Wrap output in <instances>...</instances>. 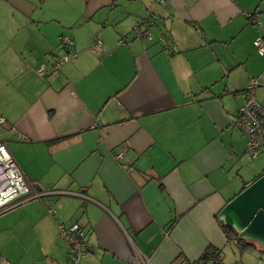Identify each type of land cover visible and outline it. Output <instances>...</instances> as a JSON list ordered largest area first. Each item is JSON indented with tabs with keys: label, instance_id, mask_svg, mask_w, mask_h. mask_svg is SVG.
<instances>
[{
	"label": "crops",
	"instance_id": "obj_1",
	"mask_svg": "<svg viewBox=\"0 0 264 264\" xmlns=\"http://www.w3.org/2000/svg\"><path fill=\"white\" fill-rule=\"evenodd\" d=\"M165 1L0 0V142L29 190L0 213V239L28 236L67 264L58 226L77 223L78 264H193L207 246L221 264H264L217 219L264 175L235 125L264 80V0ZM253 95L264 108V87Z\"/></svg>",
	"mask_w": 264,
	"mask_h": 264
},
{
	"label": "built area",
	"instance_id": "obj_2",
	"mask_svg": "<svg viewBox=\"0 0 264 264\" xmlns=\"http://www.w3.org/2000/svg\"><path fill=\"white\" fill-rule=\"evenodd\" d=\"M160 5L165 4V0H156ZM249 21L252 24H259V13L249 14ZM138 27L136 26L135 29ZM142 33L138 34L141 37ZM145 37L150 40L149 34ZM64 46L70 48L72 41L70 39L64 40ZM169 44V42L167 43ZM96 49L101 47L99 40L94 41ZM253 46L259 55L264 54V36H259L253 41ZM74 55L67 52L64 56L58 57L54 60L52 68L58 72L60 67L67 61L74 59ZM38 74L43 75V70H38ZM259 87H264V80L258 78L252 79L246 93L244 94V104L239 107L236 117L235 125L242 131L247 138L246 152L252 158H256L262 151H264V108L261 107L253 95V91ZM122 152H119L114 158L120 160ZM29 190L22 174L8 154L4 144L0 142V213L10 208L14 202L28 196ZM49 213L52 212V206L49 207ZM58 233L60 238L69 246L70 255L67 264H78L88 253L85 243V232L77 223L69 225H59ZM0 264H10L6 260L0 259Z\"/></svg>",
	"mask_w": 264,
	"mask_h": 264
},
{
	"label": "water",
	"instance_id": "obj_3",
	"mask_svg": "<svg viewBox=\"0 0 264 264\" xmlns=\"http://www.w3.org/2000/svg\"><path fill=\"white\" fill-rule=\"evenodd\" d=\"M151 15L143 20L144 24H148V28L158 27V22L151 23ZM217 219L226 228L235 231L239 239L264 247V175L230 200L217 214Z\"/></svg>",
	"mask_w": 264,
	"mask_h": 264
},
{
	"label": "rangeland",
	"instance_id": "obj_4",
	"mask_svg": "<svg viewBox=\"0 0 264 264\" xmlns=\"http://www.w3.org/2000/svg\"><path fill=\"white\" fill-rule=\"evenodd\" d=\"M2 222L0 220V224ZM1 238L0 259L11 264H48L44 252L28 236L16 237L8 234Z\"/></svg>",
	"mask_w": 264,
	"mask_h": 264
},
{
	"label": "trees",
	"instance_id": "obj_5",
	"mask_svg": "<svg viewBox=\"0 0 264 264\" xmlns=\"http://www.w3.org/2000/svg\"><path fill=\"white\" fill-rule=\"evenodd\" d=\"M259 177L260 176H258L257 178ZM173 225L174 223H172L170 227H172ZM219 226L225 234L227 243H229L230 245H233L239 248V250L254 249V244H252L251 242L239 239L236 232L233 231L232 229L226 228L221 222H219ZM259 255L263 256L264 250H262ZM222 256L223 254L221 250H218L213 246H207L204 252L202 253V255L200 256V258L197 261H195L193 264H221Z\"/></svg>",
	"mask_w": 264,
	"mask_h": 264
}]
</instances>
